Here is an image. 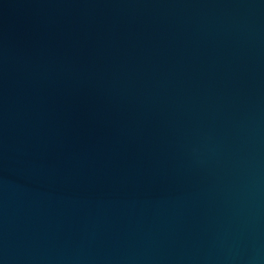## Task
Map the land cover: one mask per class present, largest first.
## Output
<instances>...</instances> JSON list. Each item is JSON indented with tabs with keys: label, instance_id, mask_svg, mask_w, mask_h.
<instances>
[{
	"label": "water",
	"instance_id": "95a60500",
	"mask_svg": "<svg viewBox=\"0 0 264 264\" xmlns=\"http://www.w3.org/2000/svg\"><path fill=\"white\" fill-rule=\"evenodd\" d=\"M0 264H264V0H0Z\"/></svg>",
	"mask_w": 264,
	"mask_h": 264
}]
</instances>
